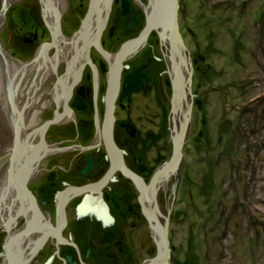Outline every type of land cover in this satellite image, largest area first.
Listing matches in <instances>:
<instances>
[{
    "label": "flooded vegetation",
    "instance_id": "flooded-vegetation-1",
    "mask_svg": "<svg viewBox=\"0 0 264 264\" xmlns=\"http://www.w3.org/2000/svg\"><path fill=\"white\" fill-rule=\"evenodd\" d=\"M56 1L61 3L60 6H72L83 12L75 18L64 15L67 22L89 19L90 13L91 20L97 21L102 14L98 10L101 2L97 4V0ZM128 2L126 11L123 0H105L108 9L102 14L104 19L98 39L103 53L100 50L94 54L93 68L84 66L79 78L84 87L71 88L70 94L58 103L66 101L73 118L47 128L46 141L51 139V132L57 131L64 136L66 148L57 152L46 151L37 159L38 172L31 177V186L37 189L34 192H37L40 203V225L24 236L16 235L13 240L18 245L28 243L27 246L31 247L27 252L34 253L31 258L26 253L22 255L29 258L27 264H161L156 256L162 241L145 213L155 208L160 212L169 211L171 217L176 211L175 199L186 198L184 189L194 184L189 170L196 160L193 158L195 153L209 148L207 142L211 133L207 117L211 115L212 83L200 78L204 73L212 77L213 73L216 81H220L216 83L219 94L220 87L225 88L228 84L222 66L218 69L206 59L218 52L214 42L209 37L207 41L203 37L198 39L203 23L194 27L186 25V17L178 11V0L177 15L172 16L176 17V35L168 39L175 46L179 40L192 58H198L202 63L198 64L197 60L192 63L191 79L189 75L187 82L189 95L176 103V109L173 103L176 81H173L171 66L167 63L168 46L163 43L158 27V30L150 29L144 44L120 60L118 65L104 56L105 51L118 52L122 44L140 36L149 25L142 9V6H148L149 0ZM92 6L94 10L90 11ZM197 10L193 8V13ZM193 13L191 18L197 20ZM28 17L17 16L18 20L21 19L20 27L27 26L25 32L34 33L41 29L48 39L52 37L46 23L40 25L35 15ZM15 41L22 43L18 37ZM60 68L66 73L65 64ZM94 69L100 80L94 76ZM115 70L116 83L112 85L109 76ZM51 82L45 91L48 97L51 96L50 101L46 99V118L54 117L58 113L56 110H60L53 106L57 92L54 90L56 83ZM59 91L65 94L63 88ZM178 114H183L184 124ZM220 115V124L227 130L223 112ZM196 120L202 122L201 129L194 128ZM204 140L206 144L202 146ZM110 149L120 152L123 157L120 163L113 164ZM226 149L224 146V152ZM212 162L210 158L208 167ZM162 165L174 169L159 171L160 174L154 176ZM112 168L114 176L101 185L104 172ZM135 176L137 180H131ZM149 184L152 188L158 186V190L151 191L147 198L143 190ZM99 185L103 188L99 189ZM61 192L67 194L65 205L59 200ZM154 224L157 230L161 228ZM164 227L171 252L174 249L170 243L172 225L169 223ZM5 239V230L0 231V249ZM5 259L0 255V264Z\"/></svg>",
    "mask_w": 264,
    "mask_h": 264
},
{
    "label": "bare ground",
    "instance_id": "bare-ground-1",
    "mask_svg": "<svg viewBox=\"0 0 264 264\" xmlns=\"http://www.w3.org/2000/svg\"><path fill=\"white\" fill-rule=\"evenodd\" d=\"M8 1L11 0H3L5 6ZM35 1L25 3L26 6H22L24 10L10 9L8 13L12 18L4 22H8V26L5 28L6 31L0 32V43H3L4 48L12 51L10 53L12 57L6 52L4 53L7 60L3 57L4 68L3 65L0 67V155H5L1 159L3 165H6L7 169L9 168L6 173L4 171L0 173V231L5 230L6 234L3 247L0 249V255L6 257L3 264H27L28 259L34 255L33 252L27 254L30 251L29 248H31L27 246L28 243H19L18 245L13 243V240L16 235L24 236L33 231L34 227L40 225V203L36 196L37 192H34L37 189L31 186V182H33L31 177L38 172L37 159L41 158L46 151L57 152L66 148L64 136L57 131L51 132V139L48 142L46 141L47 128L54 123L61 125L59 121L69 122V119L73 118L66 101L58 103L66 98L65 95H69L73 88L84 87L81 79H79L84 66L88 65L93 68L95 65L92 57L95 53H103V48L100 46L98 39L101 36L100 26L104 19L102 14L108 9L105 0H97V4L101 2L98 10L102 13L97 21L91 20L90 13L89 19L86 17L77 19L78 21L75 22L73 20L67 22L68 18L63 16L75 18L76 15H83V12L78 9L72 6L70 8L60 6L61 3L56 0H37L34 3ZM123 2L125 3L123 9L127 11L129 2L128 0H123ZM172 2V0H149L148 6H142L143 11H145L144 16L149 24L147 29L140 36L131 38L126 44H122L118 52L105 51L104 56L111 59V63L115 62L118 65L120 60L122 61L128 54L133 53L135 49L144 44L151 30L154 28L158 30L159 28L162 41L168 46L167 63L171 66V76L173 81H176L173 89L175 90L173 103L176 105L180 99L187 98L189 95L187 82L189 75L191 79L192 63L196 60L198 64L202 62H198V58L193 59L188 49L182 46L179 40H177V46H175L174 42L168 39L169 37L174 38L176 35L174 28L176 17H172ZM154 6L157 7V10ZM193 6L195 5L193 4ZM93 10L94 7L92 6L90 11ZM174 12L177 15V10H174ZM18 15L26 19H29V15H35V19L38 20L40 25L46 23L50 27L52 37L48 39L45 31L41 29H36L34 33L32 31L25 32V30H28L27 26L20 27L19 20L21 19L18 20ZM10 19L14 20L10 21ZM16 32L19 33L16 34ZM15 37L21 39L22 43L19 41L17 43ZM168 41H170L169 44H167ZM206 59L210 60L211 56L206 57ZM64 64L67 67L64 71L66 73L60 71L63 68L60 67ZM211 75L212 77H208L204 73L200 79L210 83L216 81L215 75L213 73ZM94 76L97 80L101 79V77H98L99 73L96 69H94ZM116 77V70L110 73L109 79L112 85L116 83ZM50 80L56 83L54 90L57 94L53 106L60 110H56L58 113L54 117L46 118L47 116L44 113L48 104L46 99L51 96L48 97L45 91L47 86L52 85ZM112 85L110 84V86ZM112 87L115 91V87ZM61 88L64 89L65 94L59 91ZM255 100L251 99L247 102L245 106L247 111H256L259 105L264 108V105H261L264 102ZM253 103L256 106H253ZM178 116L179 120L182 121L181 124H184V118L181 119L183 114H178ZM186 116H189V112H186ZM249 116L250 114H247L246 118ZM193 126L196 130L201 129L202 122L196 120ZM148 137L155 140L150 134H148ZM179 143L181 144V142ZM201 143L204 146L206 140ZM207 143L210 147V139ZM220 151L219 156L222 157L224 153L226 154L224 149ZM205 152L207 153V150ZM229 152L232 151L228 150V154ZM8 155L12 156L9 160L6 159ZM110 155L113 164H118L123 160L120 152L117 153L113 149L110 151ZM205 165L208 166V163ZM112 167L114 166L112 165ZM171 169H174V167L162 165V168L154 176L160 174L159 171L165 172ZM113 176V168L109 172H104L101 177V185ZM174 177L176 178V176ZM137 178V176L131 177V180L136 181ZM93 185L95 186V184ZM192 185L194 186V184ZM100 188L103 187L99 185ZM156 190H158V186L153 188L151 184L144 186V197L148 198L149 195L147 194ZM184 190L186 195L189 194L190 197L191 191H194L191 186H187ZM194 192L197 194L198 191ZM199 193L201 192L199 191ZM66 195L65 192H61V195H59L62 205L66 204ZM165 208L168 207L165 206ZM145 214H148L149 224L153 223L151 226L153 230L158 231L159 239L162 241L159 244V252L156 257H159L161 264H168L170 250L166 247L164 226L169 223L171 225L177 223L176 217H169L168 215L171 214L169 211L162 210L160 212L156 211L155 208ZM154 223L161 226V228L157 230ZM167 234L168 232L165 235L167 236ZM24 253L29 258L22 256Z\"/></svg>",
    "mask_w": 264,
    "mask_h": 264
},
{
    "label": "rangeland",
    "instance_id": "rangeland-1",
    "mask_svg": "<svg viewBox=\"0 0 264 264\" xmlns=\"http://www.w3.org/2000/svg\"><path fill=\"white\" fill-rule=\"evenodd\" d=\"M31 1L11 0L5 6L0 0L1 33L8 26L4 22L12 18L9 10H24L22 6ZM178 11L186 17V25L204 24L198 39H212L218 52L210 60L218 69L222 66L228 84L220 87V95V81L211 82L210 147L207 153H195L190 166L191 189L197 194L191 191V197L175 199L176 211L171 217L177 223L171 227L174 249L168 264H264V108H245L256 97L255 101L264 102V0H180ZM192 13L197 20L191 18ZM5 52L12 57L2 43L3 68ZM221 112L227 130L220 124ZM224 146L232 152L226 150L221 157L218 153ZM3 156L0 173L9 169L3 165ZM210 158L211 169L205 165Z\"/></svg>",
    "mask_w": 264,
    "mask_h": 264
},
{
    "label": "water",
    "instance_id": "water-1",
    "mask_svg": "<svg viewBox=\"0 0 264 264\" xmlns=\"http://www.w3.org/2000/svg\"><path fill=\"white\" fill-rule=\"evenodd\" d=\"M173 2H172V6H173V16H176V12H174V10H177V7H178V2H177V0H172ZM166 229H165V234H166ZM164 234V238H165V243H166V247H167V249H169L170 250V247H168V239H167V236ZM188 250H190L191 249V246H192V244H191V242L190 241H188Z\"/></svg>",
    "mask_w": 264,
    "mask_h": 264
},
{
    "label": "trees",
    "instance_id": "trees-1",
    "mask_svg": "<svg viewBox=\"0 0 264 264\" xmlns=\"http://www.w3.org/2000/svg\"><path fill=\"white\" fill-rule=\"evenodd\" d=\"M191 1V0H190Z\"/></svg>",
    "mask_w": 264,
    "mask_h": 264
}]
</instances>
